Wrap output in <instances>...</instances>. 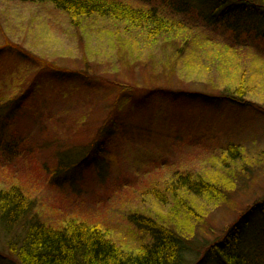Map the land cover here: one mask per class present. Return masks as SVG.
<instances>
[{
    "label": "rangeland",
    "instance_id": "374dc122",
    "mask_svg": "<svg viewBox=\"0 0 264 264\" xmlns=\"http://www.w3.org/2000/svg\"><path fill=\"white\" fill-rule=\"evenodd\" d=\"M122 1L157 6L178 24L175 33L156 37L98 16L75 26L49 3L0 0V102L16 99L0 108V191L19 186L51 227L85 222L128 250L151 243L132 223L136 216L177 223L192 241L187 264H219L215 242L264 199V43L215 22L197 3L177 15L164 5ZM8 41L41 62L18 60ZM242 79L244 108L139 102L138 92L153 87L234 93ZM114 106L120 111L111 114ZM132 115L144 120L130 123ZM107 121L112 138L98 152L97 130ZM12 139L18 143L9 145ZM232 146L240 154L228 159ZM186 174L222 188L215 198L190 197L203 217L191 223L177 219L170 196L157 197ZM4 238L0 229V264H12L3 259ZM238 248L264 253L263 213Z\"/></svg>",
    "mask_w": 264,
    "mask_h": 264
},
{
    "label": "trees",
    "instance_id": "16d2710c",
    "mask_svg": "<svg viewBox=\"0 0 264 264\" xmlns=\"http://www.w3.org/2000/svg\"><path fill=\"white\" fill-rule=\"evenodd\" d=\"M23 2L49 3L64 11L70 17L72 24L79 26L85 18L98 16L117 22L139 25L148 29L156 37L173 35L175 25L158 12L157 6L151 8H136L122 0H22ZM145 3H156L166 6L173 14H183L197 3L202 13H209V17L216 18L215 22L234 24L241 33L257 37L264 43V0H138ZM178 25V24H177ZM5 48L14 51L18 60L39 63L33 54L19 45L6 42ZM44 66V65H43ZM48 67V66H46ZM57 72V71H55ZM132 89V88H131ZM247 90L244 79L240 80L235 92L225 89L220 96L202 95L188 91H175L171 88L153 87L139 91L140 103L149 105L166 100L169 104L178 101L202 106H219L222 103L231 107L244 108L242 98ZM23 91V90H22ZM231 93V94H230ZM242 99V100H241ZM1 107L12 106L15 98ZM118 106V104H117ZM114 106L111 114L120 111ZM243 106V107H242ZM143 117L132 115L128 121L136 123ZM151 124V123H150ZM123 128V127H122ZM121 128V129H122ZM113 126L108 121L97 130L95 141L99 144L97 151H102L105 141L112 138L109 133ZM112 133V132H111ZM18 142L12 139L9 145ZM240 154L239 148H229L228 159ZM202 176L193 177L190 174L179 175L157 197L173 199L177 219L184 221H198L203 217L195 210L190 197L215 198L222 194V188L214 179ZM220 198V197H219ZM36 201L27 196L19 186H12L8 190L0 191V229L8 254L3 259L12 264H187L192 254L189 238L179 229V224H166L154 217L136 216L132 223L145 231L151 238V243L140 245L135 249H124L114 243L109 235L96 226L85 222L70 220L62 228H54L41 221L36 213ZM257 213L264 214V199L256 202L252 207L238 217L225 231L222 240L216 241L212 247L214 258L219 264H264V253L244 252L239 249V242L243 233L249 228L251 220ZM192 231V230H189ZM258 245V241H257ZM260 251L259 246L257 248ZM201 260L197 264H202Z\"/></svg>",
    "mask_w": 264,
    "mask_h": 264
}]
</instances>
